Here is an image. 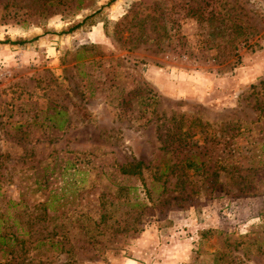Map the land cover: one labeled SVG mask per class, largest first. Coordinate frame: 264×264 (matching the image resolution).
<instances>
[{
  "label": "rangeland",
  "instance_id": "rangeland-1",
  "mask_svg": "<svg viewBox=\"0 0 264 264\" xmlns=\"http://www.w3.org/2000/svg\"><path fill=\"white\" fill-rule=\"evenodd\" d=\"M0 264H264V0H0Z\"/></svg>",
  "mask_w": 264,
  "mask_h": 264
},
{
  "label": "trees",
  "instance_id": "trees-1",
  "mask_svg": "<svg viewBox=\"0 0 264 264\" xmlns=\"http://www.w3.org/2000/svg\"><path fill=\"white\" fill-rule=\"evenodd\" d=\"M88 16L84 17L86 19ZM144 164L141 161H138L134 164H130L129 166L122 167L121 171L123 173H140Z\"/></svg>",
  "mask_w": 264,
  "mask_h": 264
}]
</instances>
